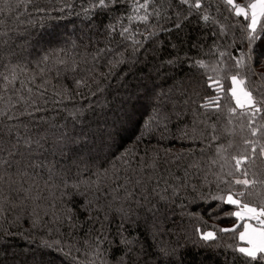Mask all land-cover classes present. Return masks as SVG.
<instances>
[{
    "label": "trees",
    "instance_id": "16d2710c",
    "mask_svg": "<svg viewBox=\"0 0 264 264\" xmlns=\"http://www.w3.org/2000/svg\"><path fill=\"white\" fill-rule=\"evenodd\" d=\"M196 2L0 0V264H264L215 199L264 209V16Z\"/></svg>",
    "mask_w": 264,
    "mask_h": 264
},
{
    "label": "snow or ice",
    "instance_id": "6c2138e0",
    "mask_svg": "<svg viewBox=\"0 0 264 264\" xmlns=\"http://www.w3.org/2000/svg\"><path fill=\"white\" fill-rule=\"evenodd\" d=\"M183 2L186 3L187 0H183ZM226 3L236 7V15H241V14L247 15L246 10L243 7L234 4V0H226ZM104 5H105V0H100V6L103 7ZM200 6H201L200 2H199V0H197L195 7L199 8ZM248 8H250L252 10L251 23L248 25V27H249V29L252 30V32H254L255 26L257 24L258 10H259V15L264 16V0H254V2L252 4L248 5ZM144 19H147V18L145 17ZM204 19L207 20L208 17L205 16ZM124 31L127 32L128 30L125 29ZM252 32L249 33L250 38L255 39V37L252 36ZM120 62H122V61H116V63H120ZM5 79H7V77H5ZM231 80L233 82V89L231 91H232L233 96L236 98L237 106L243 107V103L241 101V98L239 95H237V87L244 85L245 80L239 79L238 76H235V75L231 77ZM239 92L242 94V96L244 98H246L247 103L255 106V101L252 99V93L250 91H246L243 87H239ZM257 110H259V109H257ZM232 111H235V109H232ZM13 147H15V146H13ZM261 152L264 153V148L261 149ZM242 160H243V158L236 160L237 167H239V165L242 163ZM235 183L236 184H243V185L247 186L250 183L254 184L255 181H249L247 179H244V180H236ZM237 195L243 196V195H245V193L240 192V193H237ZM215 199H220L228 205H237V206L241 207L242 209L247 210V213L255 214L257 211L255 208L250 207L248 204H243L240 200L234 199L232 193H229L226 198L225 197H216ZM230 215L243 219V216L241 215L240 211L232 212V213H230ZM259 215L264 216V209H262L259 212ZM260 223L264 224V221H260ZM244 227H245L246 231L240 233V239L242 241H244L246 239L247 230L249 228V225H244ZM235 230L236 229L234 227L233 229H220L219 231L228 232V231H235ZM252 231H253V233H256L255 229H253ZM197 232L200 233V239L205 241V242L213 241L216 239V232H214V231H201V229L197 228ZM122 243H129V242L122 241ZM247 244L249 246L237 247L235 249V251L242 254V256L248 258L251 261H256L258 259L264 260V230L259 231L258 233H256L255 236H248L247 237Z\"/></svg>",
    "mask_w": 264,
    "mask_h": 264
},
{
    "label": "rangeland",
    "instance_id": "374dc122",
    "mask_svg": "<svg viewBox=\"0 0 264 264\" xmlns=\"http://www.w3.org/2000/svg\"><path fill=\"white\" fill-rule=\"evenodd\" d=\"M253 2H254V0H253L250 4H252ZM236 5H239V6L243 7V8L246 10L247 15H244V14H241V15L250 17V18H249V22L251 23L252 10H251L250 8H247L246 5H244L243 3H237ZM235 11H236V7H235ZM260 18H261V15H259V10H258L257 24H258ZM250 23H249V24H250ZM257 24H256V25H257ZM255 27H256V26H255ZM239 87H242V86H238V87H237V95L240 96L243 105H247V104H249V103L246 102V98H244V97L242 96V94L239 92ZM232 89H233V87H232ZM137 95H144V96H146L147 93L144 92V91H142V90L140 89V90H137L136 93H132L131 95H128V94H117V95H115V98L111 100V102H112V103H111V104H112V114H109V115H108V114L106 113L105 110L100 109V110H99L100 113L98 114V117H97V123H98V125L94 126V132H96V133H98V134L100 135L101 132H103L104 130L107 129L106 127H108V125H110L111 128H115L114 131L116 132L117 127L120 128V123H118V125H117L116 123H115V124H112L113 121H114V118H116L117 116H121L122 109H123V110L128 109V108H129V106H128V102L131 101V99L134 98V97L137 96ZM235 99H236V98H235ZM113 113L116 114V117H115V115H113ZM126 115H127L129 118L132 117V115L129 114V113H128V114L126 113ZM95 119H96V118H95ZM120 121H122V119H121ZM120 121H118V122H120ZM111 132H113V131L111 130ZM117 133H118V132H117ZM119 133H120V132H119ZM71 146H73V147H75V148H76V147L79 148V146L77 145V143H75V144H71V143H69V144H68V147H71ZM61 154H62V152H60V154L57 153V155H61ZM250 207H252V206H250ZM252 208H255V207H252ZM241 209H242V208H241ZM256 210H257V212H258V211H261V210H259V209H256ZM253 217H255V215H253ZM253 224H254V223H253ZM254 225H257V224H254ZM253 229L256 230V233H258V232L260 231V229L257 228V227H253V228L249 227L248 230H247V236H246V239H245L246 241H247V237H248V236H255V235H256V233H253V231H252ZM245 231H246V230H244V232H245ZM239 235H240V234H239ZM247 246H249V245L247 244L246 246H243V247H247ZM42 253H43V252H42ZM214 259H216V258H214ZM214 261H215V260H214ZM219 262L224 263V260H222V259L220 260V259H219ZM216 263H218V261H216ZM56 264H60V263L57 262ZM196 264H214V263H213V262H212V263H210V262H205V261H202V260L200 259V260H198V261L196 262Z\"/></svg>",
    "mask_w": 264,
    "mask_h": 264
},
{
    "label": "crops",
    "instance_id": "0c3cea01",
    "mask_svg": "<svg viewBox=\"0 0 264 264\" xmlns=\"http://www.w3.org/2000/svg\"><path fill=\"white\" fill-rule=\"evenodd\" d=\"M238 211L241 212V215L243 216V219L242 220H244L243 221V225H242L243 227H242V230L240 231V233L241 232H244V230H245L244 225H249V227H251V228L257 227V228L260 229V231L263 230V228L261 227L260 219H259L260 218V215H259V212L260 211H258V212L256 211L255 214L247 213V210H245V209H240ZM253 215H255V217H253ZM238 219H241V218H238ZM251 221L254 224H257V225H254ZM244 242L247 243L246 240H244Z\"/></svg>",
    "mask_w": 264,
    "mask_h": 264
}]
</instances>
